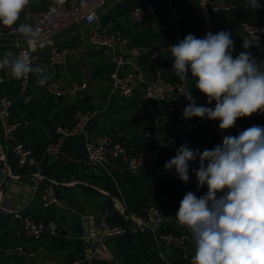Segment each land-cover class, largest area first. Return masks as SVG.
Here are the masks:
<instances>
[{
    "label": "crops",
    "instance_id": "crops-1",
    "mask_svg": "<svg viewBox=\"0 0 264 264\" xmlns=\"http://www.w3.org/2000/svg\"><path fill=\"white\" fill-rule=\"evenodd\" d=\"M52 1L29 0L18 21L24 19L26 9L42 10ZM169 1L154 0L156 15L136 21L130 18V11L149 0H108L96 24L106 32L118 33L114 48L91 44L86 26L80 23L56 36L58 46L72 50L65 65L55 67L49 62L50 48L34 51V61L45 66L46 82L61 80L67 89L75 82L84 83L83 90H69L61 97H55L44 89L45 84L37 83V74L15 79L7 67L0 68V96L10 98L9 118L18 122L12 140L5 141L0 137V160L4 163V166L0 165V185L9 176L0 200L10 201L45 223L54 221L58 229L54 234L45 232L42 239L36 240L29 237L17 221L0 214V248L21 246L33 253V256L0 255V264H72L82 257L87 244L94 243L99 219L106 210L108 221H120L126 230L107 238L108 252L94 259L93 264L98 261L99 264H163L160 251L171 264H191V233L184 247L157 244L150 230L140 227L126 215L129 211L144 215L146 208L158 199L163 205L164 230L181 232L175 223L184 195L189 191H200L202 196L208 191L206 185L197 187L195 170L199 168V159L189 162L187 183L178 178L174 168V178L156 175L155 171L164 167L183 144L192 150L194 147L211 150L222 145L225 136H238L255 125L264 127V113L238 118L227 130L219 128V120L205 121L187 135H180L176 127L179 121L185 120L183 110L189 103L185 95L190 92L198 106L214 108L215 100L209 104L203 93L193 90L190 76L186 78L184 92L169 94L162 100L144 98L140 85L125 97L110 84L109 74L115 69L112 56L131 59V65L119 68L121 72L137 68L149 79L162 75V79L177 81L171 45L188 34L203 38L209 32L215 34L222 30L240 42L247 36L240 28L241 23L255 27L264 25V0L258 2L262 9L259 16H255L257 9L245 7L247 0H233L234 6L228 11L210 10L206 0H173L185 15L179 29L167 18ZM261 36L259 52L264 61V32ZM21 42L25 43V40ZM7 51L15 55L18 52L12 39L0 40V59ZM245 51L255 57L251 47L240 46L233 58ZM155 52L157 56L153 58ZM150 63L154 65L153 72L149 71ZM80 113L89 116L84 130L66 137L57 154H47L45 147L57 136L58 127L73 125ZM101 135L122 143L130 154L156 147L158 156L149 167L136 169L121 167L115 159H110L106 165H91L85 144L89 140L97 141ZM14 142L31 151L35 166L20 167L17 164L10 150ZM33 170H39L54 182L64 207L43 205L41 188L32 190L30 187L29 176ZM165 178L169 181L163 182Z\"/></svg>",
    "mask_w": 264,
    "mask_h": 264
},
{
    "label": "clouds",
    "instance_id": "clouds-1",
    "mask_svg": "<svg viewBox=\"0 0 264 264\" xmlns=\"http://www.w3.org/2000/svg\"><path fill=\"white\" fill-rule=\"evenodd\" d=\"M29 0H0V24L11 29ZM246 8L258 9V0H247ZM14 31L22 34L29 45L40 38L38 29L20 24ZM247 49L249 44H244ZM231 33L209 32L203 38L188 34L171 45L175 74L184 80L188 72L196 78V88L215 107L198 106L190 92L183 117L219 120V128L227 130L236 120L264 113V63L258 65L250 52L233 58ZM15 79L37 74L43 85L47 77L40 67H33L26 55L7 51L0 59ZM199 158L195 170L197 187L207 186L199 198L191 191L180 202L176 218L186 226L195 242L192 264H264V127L255 125L239 133L225 136L214 149L192 150L186 144L165 164L178 178L189 181V162ZM218 193H223L218 197Z\"/></svg>",
    "mask_w": 264,
    "mask_h": 264
},
{
    "label": "built area",
    "instance_id": "built-area-1",
    "mask_svg": "<svg viewBox=\"0 0 264 264\" xmlns=\"http://www.w3.org/2000/svg\"><path fill=\"white\" fill-rule=\"evenodd\" d=\"M108 0H53L44 9L33 11L26 9L25 16L22 21H17L11 29L0 24V40L12 39L17 48L18 55H26L34 67H40L45 70L43 64L34 61V51L42 48H50L49 62L58 65H65L67 59L71 57L72 50L66 47H60L56 44V36L58 33L69 29L76 24H84L87 28L88 39L91 44L99 47L114 48L119 36L118 33H109L104 29L99 28L96 24L99 13L106 6ZM119 1V0H114ZM206 6L213 11H228L234 6L233 0H206ZM156 15L155 7L152 3L134 7L130 11V18L136 21H141L145 18ZM185 17L173 0L169 1L167 10V18L173 23L177 29L180 27L181 20ZM20 24H30L34 29L40 32V38L35 45H29L25 37L14 29H17ZM241 30L247 35L240 42L234 39V50L232 55H236L239 47L244 44L262 45L261 33L264 32V25L255 27L247 22L241 23ZM22 39L25 43H22ZM240 45V46H239ZM157 53H153L152 57L156 58ZM115 62V69L109 74V80L112 88L121 95L128 97L131 95L135 86L140 85L142 96L146 99L162 100L172 93H181L186 90V79L177 81H169L166 79H149L136 69H131L127 72L119 70L123 65H131L132 61L122 55L112 56ZM191 87L195 91H199L196 86V78L191 76ZM0 81L2 77L0 76ZM85 87L84 83H73L69 89L65 88L61 80H48L44 89L55 97H61L67 91H80ZM11 100L6 96H0V137L5 141H10L14 138V133L18 127V122L10 120ZM87 113H80L77 116L75 123L68 127L59 126L57 136L51 140L45 147L47 154H57L66 137L78 134L84 130L88 119ZM209 121L207 117L201 119L192 117L191 119L181 120L177 124V131L180 135H187L200 123ZM10 150L20 167H33L36 165V160L31 151L19 142H14L10 146ZM87 160L91 165H106L110 159L118 160L121 167L136 169L139 167H149L150 164L158 156L159 149L156 147L146 149L137 154H130L126 147L120 142H113L108 135H101L97 141H87L85 144ZM199 167V164H197ZM156 175H166L174 178L176 174L173 170L166 171L165 167H161L155 171ZM30 187L32 190L41 188V199L45 207H64L61 200L58 198L54 182L42 174L39 170L30 172ZM0 214L6 215L17 221L21 229L31 238L40 240L45 232L54 234L57 225L54 221L45 223L38 220L31 214L23 211L20 207L14 205L5 199L0 200ZM108 211H104L99 219L98 233L94 237L93 244H87L81 258L75 259L72 264H93L94 259L101 254L108 252L107 238L113 235L125 232V227L120 224H112L107 219ZM142 228L152 232L154 240L157 244L167 243L175 246H183L190 238V231L186 226H182L176 221V227L181 229V232H169L164 230L165 217L163 215V205L159 202L152 203L145 210L144 215L136 214L129 211L126 215ZM13 254H22L25 256H33L32 252L26 251L21 246L0 248V255L11 256ZM159 257L163 260V264H171L159 252ZM192 264V258H190Z\"/></svg>",
    "mask_w": 264,
    "mask_h": 264
},
{
    "label": "water",
    "instance_id": "water-1",
    "mask_svg": "<svg viewBox=\"0 0 264 264\" xmlns=\"http://www.w3.org/2000/svg\"><path fill=\"white\" fill-rule=\"evenodd\" d=\"M151 3H153L154 2V0H149ZM251 48H252V50L254 51V54H255V61H256V63L258 64V65H260L261 63H264V61H262L261 60V56H260V52H259V49H260V46L258 45V44H252L251 45ZM54 66L55 67H59V65L58 64H54ZM149 67H150V72H153V70H154V65H153V63H150L149 64ZM156 78H160V79H162V75H154L153 76V79H156ZM60 99V98H59ZM0 165H2V166H4V163H2V161L0 160ZM9 179V176H7L6 177V179H5V181L0 185V194L2 193V192H4V190H5V188H6V181ZM58 229H56V231H57Z\"/></svg>",
    "mask_w": 264,
    "mask_h": 264
},
{
    "label": "trees",
    "instance_id": "trees-1",
    "mask_svg": "<svg viewBox=\"0 0 264 264\" xmlns=\"http://www.w3.org/2000/svg\"><path fill=\"white\" fill-rule=\"evenodd\" d=\"M262 0H258V2L260 3ZM262 8H263V6H262ZM261 8L260 9H257L256 11H255V13H256V15L255 16H259V13L261 12ZM254 16V17H255ZM196 149H199L200 150V152L202 153L204 150H205V148H200V147H194V150H196ZM199 159V158H198ZM166 181H169V179H167V178H165L164 180H163V182H166ZM192 193H194L198 198L200 197V191H192ZM155 202H160V201H158V199L157 200H155ZM112 224H120V221H113V222H111ZM191 246H192V255L194 256V254H195V242H194V240H193V238H192V242H191ZM97 264H99V261L97 262Z\"/></svg>",
    "mask_w": 264,
    "mask_h": 264
}]
</instances>
